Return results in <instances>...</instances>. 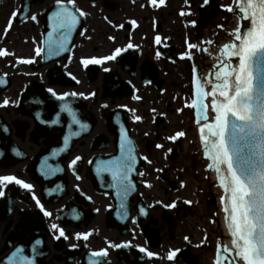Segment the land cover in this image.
I'll return each mask as SVG.
<instances>
[{"label":"snow or ice","instance_id":"1","mask_svg":"<svg viewBox=\"0 0 264 264\" xmlns=\"http://www.w3.org/2000/svg\"><path fill=\"white\" fill-rule=\"evenodd\" d=\"M151 2L156 4L157 0H151ZM234 2L239 17L238 25L231 33L233 41L224 43L220 48V55L217 58L218 67L214 66V71L209 73L211 78L199 75L197 68L192 67V99L185 106L194 110L203 156L208 161L207 169L214 171L218 180V187L221 189L219 197L221 211L224 214L226 231L231 238V248L217 246L215 264H225V261L227 264H264V0H234ZM55 3L58 8L49 17L50 27L53 31L49 32L46 41H42V44L47 46L46 55L48 57L57 56L67 50L69 36L79 24V17L86 15L83 11L78 9L74 11L73 8L65 5L64 0H55ZM73 3L74 0H67V4ZM158 3L164 5L165 0H158ZM208 3L209 0H203V5ZM227 11H233V8L227 6ZM184 14L181 12V15ZM17 15L16 11L11 13L4 29L5 34ZM30 19L36 21L37 16L32 15ZM243 20H247V23L242 30L239 21ZM132 23L135 24V21ZM190 23L195 25V21ZM109 39H113V37H109ZM155 42L161 43L159 35L155 37ZM207 43L213 42L207 41ZM127 47L132 48L133 45L129 43ZM187 49L188 51L181 54V58L186 57L193 60L194 53L191 51L193 49L198 52H208L207 48H201L198 44L193 43H187ZM122 51L124 49L116 47L110 55L99 58L95 56L82 58L80 63L85 68L89 65H100L105 61L115 60ZM34 52L35 56H41L42 53H45V48L43 46L36 47ZM9 54L5 49H0V57ZM233 57L236 58L235 63H233ZM20 62L31 64L34 59H23ZM104 70L108 71L107 68ZM72 78L75 79L74 76ZM47 91L58 100H64L69 95H79L85 99L95 95V93H89L85 96L84 93L75 92L58 95L51 88ZM208 97H211V118L208 114L209 104L206 103ZM135 98L139 99V97ZM9 104L10 101L4 99L0 106ZM60 110L70 118L69 132L64 136V147L54 149L52 157L64 152L70 139L79 135L80 130L88 128V125L78 118L76 111L69 103L61 105ZM177 111L179 112L181 109H177ZM134 119L140 121L141 117L137 115L134 116ZM73 125L76 126V131L72 130ZM185 135L184 131H176L165 139L176 141ZM162 147L163 145L156 144V148ZM12 152L17 156L21 155L17 148H12ZM167 152H172V149L168 148ZM2 156L3 152L0 151V157ZM48 159L44 158L40 164V171L46 178L62 171L58 165L50 164ZM81 159L82 157L79 155L72 158L68 163V168L74 169ZM143 159L148 160L147 157H143ZM136 162L132 141L127 138L122 129L120 155L97 165V172H107L111 175L115 182L117 195L122 201L133 190L129 175L134 170ZM148 162L151 163V161ZM156 171L162 170L157 169ZM76 179L79 180L81 177L77 175ZM145 184L147 187H151V184L147 182ZM8 185L19 186L27 190L43 215L45 217L52 216V213L44 209L43 204L33 193L34 186L14 174H0V198L5 196V188ZM180 186H185L183 181ZM184 203L190 204L191 201L185 200ZM175 206V201L164 205L166 208ZM124 208L125 205L122 202L121 209ZM97 211L99 210L97 209ZM140 212L144 214V209L141 208ZM118 214L123 217L127 213L121 211ZM74 218L78 219L79 217L74 216ZM50 228L54 232H58V235L54 234V239H68L64 229L56 223H52ZM91 234V232H77L75 238L87 241ZM184 239L187 241L188 237L185 236ZM41 243L39 239L35 241V245ZM129 244L130 242L109 244V247L119 249L128 247ZM71 247L75 248L77 245L73 244ZM32 250L36 251L35 246ZM139 250L150 258L158 256L157 253L143 247H140ZM180 251V249L170 250L166 258L172 261ZM107 255V247L91 252V257H107ZM8 264H33V260L23 255V249L17 248L8 257ZM89 264H101V262L98 259H89Z\"/></svg>","mask_w":264,"mask_h":264},{"label":"flooded vegetation","instance_id":"2","mask_svg":"<svg viewBox=\"0 0 264 264\" xmlns=\"http://www.w3.org/2000/svg\"><path fill=\"white\" fill-rule=\"evenodd\" d=\"M73 5L86 15L85 30L73 52L72 64L71 61L67 64L68 72L75 77L71 90L85 96L95 93L87 99L81 97L86 101L87 111L97 118L90 141L79 144L76 151L92 159L94 153L90 143L95 136L105 133L111 138L107 129L110 111L127 108L140 153L151 161L147 163L146 172L154 186L143 187L147 190L145 201L148 206L156 207L158 216L164 211L158 201L165 205L175 201L173 211L179 210L185 200H191L190 189L180 185L188 176L190 154L182 150V145L193 135L190 108L185 105L192 99V67H196L195 61L181 58V54L188 51L187 43L201 37L203 29L193 28L190 22H196L199 10H206V5L203 0H165L164 5L158 0L156 4L151 0H74ZM12 8L10 4L5 5V0L0 3V11L7 12ZM212 10L216 14L217 9ZM181 12L185 14L181 15ZM214 23L212 20L206 24L211 28ZM197 30L198 34L194 33ZM157 35L161 37L159 44L155 42ZM129 43L132 48L127 47ZM116 47L124 51L115 60L87 68L79 63V58L110 55ZM109 72L115 73L121 83H130L135 90L134 96L120 101L104 99L105 78ZM115 91L120 92V87ZM137 115L141 117L140 121L134 119ZM176 131H184L186 135L176 141L165 139ZM156 144L163 147L156 148ZM168 148L172 152H167ZM164 176L169 178L168 185L164 183Z\"/></svg>","mask_w":264,"mask_h":264},{"label":"bare ground","instance_id":"3","mask_svg":"<svg viewBox=\"0 0 264 264\" xmlns=\"http://www.w3.org/2000/svg\"><path fill=\"white\" fill-rule=\"evenodd\" d=\"M220 35H223L224 36V33H219ZM224 39L225 40H228V38L227 37H224ZM27 46H23V45H19L16 49L19 51V52H23V53H25L26 51H27Z\"/></svg>","mask_w":264,"mask_h":264},{"label":"water","instance_id":"4","mask_svg":"<svg viewBox=\"0 0 264 264\" xmlns=\"http://www.w3.org/2000/svg\"><path fill=\"white\" fill-rule=\"evenodd\" d=\"M246 23H247V22H246ZM246 23H244V25H245ZM244 25H243V27H244ZM242 30H243V28H242ZM207 64H211V62L208 61Z\"/></svg>","mask_w":264,"mask_h":264}]
</instances>
